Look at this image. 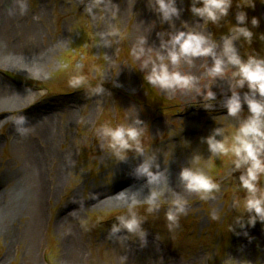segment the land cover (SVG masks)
Listing matches in <instances>:
<instances>
[{"label": "rangeland", "instance_id": "1", "mask_svg": "<svg viewBox=\"0 0 264 264\" xmlns=\"http://www.w3.org/2000/svg\"><path fill=\"white\" fill-rule=\"evenodd\" d=\"M177 3L180 17L164 21L156 0H0V264H264V221L248 223L242 169L206 141L217 128L218 139H230L249 114L247 105L238 116L224 107L235 68L210 77L211 56L175 66L162 46L169 33L195 29L222 54L236 2L218 23L193 16L191 0ZM247 11L261 23L251 44L234 41L243 58L264 55V0ZM160 56L170 71L195 76L194 86L150 82ZM77 76L84 79L73 86ZM209 90L212 108L204 107ZM21 114L25 124L15 122ZM121 125L142 130V151L135 141L112 147L103 128ZM153 158V170L203 169L219 190L204 198L176 179L160 190L158 207H132L140 231L113 233L131 204L101 197L125 179L145 177L137 169ZM258 183L264 191V177ZM178 199L186 211L170 227Z\"/></svg>", "mask_w": 264, "mask_h": 264}, {"label": "clouds", "instance_id": "2", "mask_svg": "<svg viewBox=\"0 0 264 264\" xmlns=\"http://www.w3.org/2000/svg\"><path fill=\"white\" fill-rule=\"evenodd\" d=\"M236 8L235 23L230 28V33L223 36L222 54H218L217 43L209 39L207 35L195 29L177 30L169 33V38L163 42L162 46L167 50V59L175 66H179L182 59L187 58L191 63L192 57L211 56L213 64L208 68L210 77L224 76L226 65L234 66L232 73L234 83L232 84L231 95L224 101V107L231 116H238L241 113L242 106L247 105L248 115L242 119L239 126L232 133L230 139H218L222 130L217 128L206 138L211 152L228 156L232 159L235 169H242L239 177L241 185L247 191L244 200V208L251 215L248 223L255 224L257 219L264 221V191L259 186V180L264 177V55L250 53L247 58H243L234 41L244 38L251 44L254 35V28L260 23V17L252 16L249 18L248 8H255L256 0H235ZM234 0H191L190 11L193 16L218 23L225 17H228L233 7ZM91 9H89L90 11ZM156 10L164 21H172L174 17H180L181 9L177 0H156ZM249 24L251 26H249ZM261 39H264V33H261ZM141 48L135 53L137 56L143 53ZM164 56H160L162 61L159 64H153L151 72L147 79L164 89H191L197 79L191 73L181 72L177 69H169L168 63L163 62ZM83 76L74 77L70 83L78 86ZM247 91L241 93L237 89ZM208 103L206 108H212L211 101L216 99L215 92L209 90L206 95ZM16 123L25 124L26 116L21 114L16 118ZM22 132L27 129H20ZM141 129L135 126L104 127L103 134L111 138L113 148L124 150L132 147L131 142L135 141L137 150L142 151L139 145ZM154 158L146 159L139 165L137 171L147 177L149 184L155 182L162 173L153 171ZM159 167V165H155ZM182 181L190 191L201 193L204 198L211 196L219 190V184L207 175L203 169H193L185 167L180 173ZM127 191V190H126ZM159 196L157 191H152L147 198L150 205L149 210H153L159 205L156 198ZM136 201L133 200L129 206V215H120L117 217L119 223L113 224L112 232H118L121 228L129 232L136 233L141 230V219L132 211ZM175 208L168 212V219L172 221L170 227L178 224L179 215L186 211L185 201L178 199L175 202Z\"/></svg>", "mask_w": 264, "mask_h": 264}, {"label": "water", "instance_id": "3", "mask_svg": "<svg viewBox=\"0 0 264 264\" xmlns=\"http://www.w3.org/2000/svg\"><path fill=\"white\" fill-rule=\"evenodd\" d=\"M159 171L162 173V175L152 184H149L147 181V177H141V178H130V179H125L122 182L114 185L112 187V193L119 194L121 195L122 192H128L130 191L133 193V196L136 198L135 201L136 203L147 201V197H144L143 191L145 189H151L153 186H156L157 192L159 193L162 188H164L167 185V179L169 175L171 174L172 170L168 169L167 167H160L156 168L153 170ZM174 172V171H173ZM162 184V185H161ZM162 186V187H160ZM137 189V190H136ZM127 190V191H126ZM137 193V197L135 196ZM133 200H130L129 202H121L120 206L125 205V204H131Z\"/></svg>", "mask_w": 264, "mask_h": 264}, {"label": "bare ground", "instance_id": "4", "mask_svg": "<svg viewBox=\"0 0 264 264\" xmlns=\"http://www.w3.org/2000/svg\"><path fill=\"white\" fill-rule=\"evenodd\" d=\"M180 173H181V171H177V172L172 171L171 174L169 175L166 183L171 184L176 179H178V177L181 178ZM160 187H162V186H160ZM154 190L157 191L156 186L155 187L153 186V188H151L150 190L145 189L143 191L144 197L148 198L151 195L152 191H154ZM135 196L137 197V193ZM101 199L106 203L120 206L121 202H129L130 200H135L136 198L133 196V193H131L130 191H128V192L124 191L121 193V195H119L117 193L113 194L112 192H107L103 197H101ZM98 200H100V199H97V201Z\"/></svg>", "mask_w": 264, "mask_h": 264}, {"label": "flooded vegetation", "instance_id": "5", "mask_svg": "<svg viewBox=\"0 0 264 264\" xmlns=\"http://www.w3.org/2000/svg\"><path fill=\"white\" fill-rule=\"evenodd\" d=\"M178 171H180V170H178ZM178 179H179V177H178Z\"/></svg>", "mask_w": 264, "mask_h": 264}]
</instances>
